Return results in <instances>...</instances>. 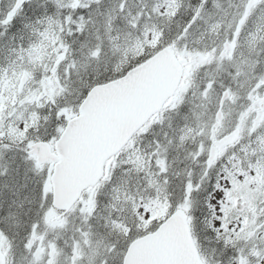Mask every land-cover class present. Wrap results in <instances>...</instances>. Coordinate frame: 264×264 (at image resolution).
I'll return each mask as SVG.
<instances>
[{
  "label": "snow or ice",
  "instance_id": "1",
  "mask_svg": "<svg viewBox=\"0 0 264 264\" xmlns=\"http://www.w3.org/2000/svg\"><path fill=\"white\" fill-rule=\"evenodd\" d=\"M0 264H264V0H0Z\"/></svg>",
  "mask_w": 264,
  "mask_h": 264
}]
</instances>
